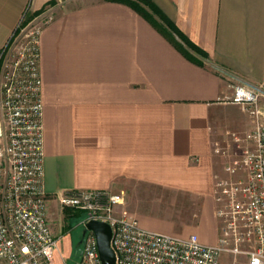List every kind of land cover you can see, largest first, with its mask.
<instances>
[{
	"label": "crops",
	"instance_id": "1",
	"mask_svg": "<svg viewBox=\"0 0 264 264\" xmlns=\"http://www.w3.org/2000/svg\"><path fill=\"white\" fill-rule=\"evenodd\" d=\"M151 1L209 58L189 59L127 0H0V53L26 11L47 10L44 184L57 261L62 240L71 258L83 220L62 214L69 191L125 193L119 209L141 227L218 242L216 180L230 176L234 136L253 128L236 118L234 86L264 85V0Z\"/></svg>",
	"mask_w": 264,
	"mask_h": 264
},
{
	"label": "built area",
	"instance_id": "2",
	"mask_svg": "<svg viewBox=\"0 0 264 264\" xmlns=\"http://www.w3.org/2000/svg\"><path fill=\"white\" fill-rule=\"evenodd\" d=\"M45 22L30 45L8 48L19 23L0 53V264H55L58 249L44 184L39 35ZM263 96L264 85L234 86L232 101L255 119L243 138L234 136L238 146L244 142L245 147L226 166L230 176L216 180L220 222L216 244L202 242L197 234L180 237L141 227L135 217L118 211L125 193L69 191L61 197L62 205L86 212L82 227L90 219L112 226L116 264H219L225 253L246 256L250 264H264V116L260 118L258 107ZM217 152L229 153L225 148ZM78 264H102L93 231L84 238Z\"/></svg>",
	"mask_w": 264,
	"mask_h": 264
},
{
	"label": "rangeland",
	"instance_id": "3",
	"mask_svg": "<svg viewBox=\"0 0 264 264\" xmlns=\"http://www.w3.org/2000/svg\"><path fill=\"white\" fill-rule=\"evenodd\" d=\"M52 6H53L52 4H49V6L46 9H50ZM46 9H44L43 11L36 12V13L26 11V13L24 14V16L22 18V21L20 22L18 29L15 32V35L13 36V38L11 39V41L8 45V48L9 47L11 48V46H14V45H18V47H27L28 45H30L31 38L33 37L34 33L38 30V28L40 27L42 22H45L48 18L47 17L48 15L46 13V11H47ZM258 107L262 111V115L260 117L262 119L264 116V96L260 98V100L258 102ZM241 109L244 112H241V111L236 112L235 113V114H237L236 118H238L240 120L248 119L249 123L251 124V127H254L255 117L253 115H250V113L247 110H244L243 108H241ZM238 144L236 142L234 147L238 146ZM240 144H241L240 148L232 151L233 152V156L231 159L232 161L234 159L240 157L243 153L245 143L241 142ZM228 149H230V148L228 147ZM234 151L237 153H235ZM75 211H76V209H74V208L64 207V213L62 212V214L64 215L66 212L74 213ZM118 211L120 213H122V212L127 213V211L123 210V209L122 210L119 209ZM128 215L131 216L130 214H128ZM62 222L64 224L63 220H62ZM78 222L79 221H73L71 231L69 230L73 235V240L75 243L78 242L80 230L82 229V225L79 224ZM65 228H69V227L66 225ZM210 237H213V236L211 235ZM73 248H74V245L71 246L70 256L72 255ZM81 250H80V255H81ZM59 252H60L61 260L57 261L55 258V264H78V262L80 261V256H79V258H77L75 260H70V259L65 260V259L69 258L68 257L69 248L65 245L63 240H62V243L59 245ZM219 264H250V263H249V259L246 256H234V255L225 253L221 256Z\"/></svg>",
	"mask_w": 264,
	"mask_h": 264
},
{
	"label": "trees",
	"instance_id": "4",
	"mask_svg": "<svg viewBox=\"0 0 264 264\" xmlns=\"http://www.w3.org/2000/svg\"><path fill=\"white\" fill-rule=\"evenodd\" d=\"M132 6L141 12L148 20H150L160 31L165 35L185 56L189 59L202 64V62L193 55V53L201 56L202 58L208 59V53L190 40L170 19H168L151 0H127ZM52 1L50 4H54ZM144 4L145 6H142ZM152 10L153 14L158 15L160 22L153 18V14L150 13L147 8ZM43 11V10H42ZM86 212L76 210L74 213L66 212L67 218H72L74 216L75 220L84 219L86 217ZM71 227V225H70ZM82 229L80 230L79 239L81 238ZM82 248H77L74 242V248L70 260H75L80 256V250Z\"/></svg>",
	"mask_w": 264,
	"mask_h": 264
},
{
	"label": "water",
	"instance_id": "5",
	"mask_svg": "<svg viewBox=\"0 0 264 264\" xmlns=\"http://www.w3.org/2000/svg\"><path fill=\"white\" fill-rule=\"evenodd\" d=\"M89 231H93L97 238L98 251L102 264H116V253L112 248V226L102 220L90 219L82 227L81 238L76 243L77 248H82L84 238Z\"/></svg>",
	"mask_w": 264,
	"mask_h": 264
}]
</instances>
